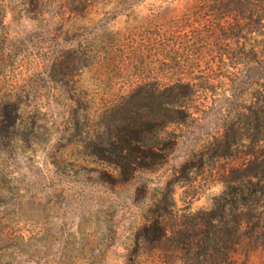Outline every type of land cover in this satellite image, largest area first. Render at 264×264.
Wrapping results in <instances>:
<instances>
[{"label": "rangeland", "instance_id": "obj_1", "mask_svg": "<svg viewBox=\"0 0 264 264\" xmlns=\"http://www.w3.org/2000/svg\"><path fill=\"white\" fill-rule=\"evenodd\" d=\"M194 1L0 0V264H164L143 236L150 222L201 229L224 198L264 193L263 117L229 115L224 89L172 128L167 163L123 174L108 160L110 108L142 79L165 82L164 49L188 43V26H233L226 45L263 47L264 19L226 5L216 18ZM232 209L246 215L237 264H264V195ZM169 255L186 264L193 253Z\"/></svg>", "mask_w": 264, "mask_h": 264}, {"label": "trees", "instance_id": "obj_2", "mask_svg": "<svg viewBox=\"0 0 264 264\" xmlns=\"http://www.w3.org/2000/svg\"><path fill=\"white\" fill-rule=\"evenodd\" d=\"M194 2L213 8L212 14L216 18H220V9L216 7L226 5L235 19L253 20L254 16L264 19V0ZM200 14L206 15L202 11ZM178 25L176 28H187L184 22ZM162 28L163 32L169 29L165 26ZM185 30H188L191 39L188 43L175 39L168 41V51L164 49L166 60L174 63L166 64L165 70L161 71L162 74L166 72L165 82L150 78L140 80L128 95L115 101L108 112L111 114L110 120L104 121L108 160L114 162L123 174L167 163L180 139L172 128L180 130L196 121L199 108L204 107L201 112L210 108L198 104V100L213 101V97H221L218 89L226 91L224 98L230 106L227 111L229 115L243 112L260 115L263 120L259 125L264 131V45L258 50L226 45L225 41L236 38L234 27L230 26L232 32L227 35L222 25L212 26L205 20ZM214 34L216 38L221 37L220 45L211 41ZM162 36L165 37L163 33ZM208 44L210 48H207ZM209 53L213 56H209ZM219 84L224 86L218 87ZM230 124L227 122L226 125L229 127ZM260 158H264V152L256 157ZM260 189L264 192V184ZM260 194L264 195L241 193L224 198L212 212L202 217L206 225L201 229H180L170 235L169 229L155 220L145 227L143 236L154 251L162 252L164 264L172 260L169 253L181 251L193 253L191 263L186 264H237L236 255L246 235L243 230L246 215L243 211L228 214V206L231 205L232 210L238 209L244 199L251 202L253 196ZM255 218L260 221L261 214ZM262 234L264 237V232ZM176 235L179 238L174 244Z\"/></svg>", "mask_w": 264, "mask_h": 264}]
</instances>
